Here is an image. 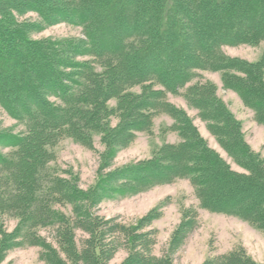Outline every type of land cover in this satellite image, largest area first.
I'll list each match as a JSON object with an SVG mask.
<instances>
[{
  "label": "trees",
  "instance_id": "16d2710c",
  "mask_svg": "<svg viewBox=\"0 0 264 264\" xmlns=\"http://www.w3.org/2000/svg\"><path fill=\"white\" fill-rule=\"evenodd\" d=\"M29 12L39 19L19 18ZM63 22L81 27L83 39L31 38ZM261 42L264 0H0V106L24 126L18 134L0 129V264L24 246L40 249L39 264H110L120 250L127 255L119 264H173L169 252L154 253L157 211L127 224L93 209L108 197L136 195L176 179L190 181L200 208L239 217L264 232V159L246 142L217 85L189 84L200 77L198 70L220 72L223 88L235 92L264 126V56L247 62L221 51ZM84 57L89 59L78 60ZM169 93L197 110L243 173L208 144ZM162 113L174 120L168 129L180 141L162 145L150 159L99 174L87 189L70 171L52 167L61 141L94 149L96 136L106 148L107 167L137 133H151ZM4 216L19 220L14 231L6 229ZM197 216L196 210L184 211L170 252L194 229ZM41 228L54 230V243L39 234ZM204 264L259 263L240 247Z\"/></svg>",
  "mask_w": 264,
  "mask_h": 264
},
{
  "label": "rangeland",
  "instance_id": "374dc122",
  "mask_svg": "<svg viewBox=\"0 0 264 264\" xmlns=\"http://www.w3.org/2000/svg\"><path fill=\"white\" fill-rule=\"evenodd\" d=\"M19 18L33 22L39 19V16L34 12H29ZM82 35L81 27L63 22L34 31L31 33V38L35 40L51 38L78 40L83 39ZM191 41L194 40L191 39L188 42ZM221 51L230 58L258 62L264 56V42L256 46L249 44L224 45ZM88 59V57H84L78 60ZM136 70H143V66ZM196 72L200 74V77L193 79L189 84L196 81L215 83L217 94L241 122L246 142L255 153L264 159V126L255 121L253 112L244 106L235 92L223 88L220 72L202 70ZM168 100L185 109L188 115L193 118L201 135L207 139L208 144L219 151L232 164L233 169L240 173L244 172L240 166L232 162L206 127V122L198 117L197 110L190 107L183 96L169 93ZM115 103L116 101L112 100L109 105L114 106ZM117 121L118 119L115 118L112 120L113 124H116ZM173 122L174 120L167 114H158L154 118L151 133H137L135 139L126 148L119 149L115 153L107 167L104 166L103 160L106 148L100 142L99 136L95 137L94 149L84 147L72 139H64L55 148L57 159L52 167L70 171L78 177V186L81 189H87L96 183L99 174L150 159L162 145L179 142L178 134L168 129ZM0 129L18 134L24 131V126L9 116L0 106ZM1 150L6 153L11 149L1 148ZM56 208L61 211L65 210L59 205ZM187 209L198 212L196 226L184 242L170 252L169 244L173 233L180 225L182 214ZM93 210L102 218H117L127 224L135 223L150 212L157 211L158 217L151 225V228L157 232L154 253L162 255L169 252L173 264H204L209 258L227 254L240 247L257 263L264 264V232L239 217L213 213L200 208L195 190L188 179H176L169 184H161L136 195L108 197L101 200ZM2 221L10 232L16 229L19 222L18 219L9 216H4ZM39 234L54 243L55 233L52 228H41ZM39 251L40 249L35 246L14 248L8 252L1 264H39ZM126 255V251L120 250L110 264H119Z\"/></svg>",
  "mask_w": 264,
  "mask_h": 264
}]
</instances>
